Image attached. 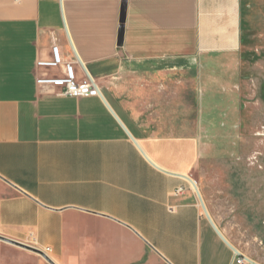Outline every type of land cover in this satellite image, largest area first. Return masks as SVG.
Segmentation results:
<instances>
[{
    "label": "crops",
    "instance_id": "crops-1",
    "mask_svg": "<svg viewBox=\"0 0 264 264\" xmlns=\"http://www.w3.org/2000/svg\"><path fill=\"white\" fill-rule=\"evenodd\" d=\"M263 13L264 0H0V235L56 264H237L186 177L203 199L214 116L255 97L257 70L264 81ZM53 45L99 96L36 84ZM0 264L48 263L0 241Z\"/></svg>",
    "mask_w": 264,
    "mask_h": 264
},
{
    "label": "rangeland",
    "instance_id": "rangeland-1",
    "mask_svg": "<svg viewBox=\"0 0 264 264\" xmlns=\"http://www.w3.org/2000/svg\"><path fill=\"white\" fill-rule=\"evenodd\" d=\"M255 14H261L255 12ZM264 14V13H263ZM264 16L254 18L258 24ZM233 114H216L201 145L195 178L209 214L244 254L264 258V81ZM244 109L243 111H241ZM238 110V113H237Z\"/></svg>",
    "mask_w": 264,
    "mask_h": 264
},
{
    "label": "built area",
    "instance_id": "built-area-1",
    "mask_svg": "<svg viewBox=\"0 0 264 264\" xmlns=\"http://www.w3.org/2000/svg\"><path fill=\"white\" fill-rule=\"evenodd\" d=\"M35 66L42 70V73L36 78V84L43 88L57 90L58 96L81 98L99 96L100 94L95 82L85 72L83 79L77 78L74 63L64 61L57 45L51 47L48 58L37 59ZM46 252H50V249L44 252L47 255ZM234 262L237 264L247 263L246 259L236 254Z\"/></svg>",
    "mask_w": 264,
    "mask_h": 264
},
{
    "label": "water",
    "instance_id": "water-1",
    "mask_svg": "<svg viewBox=\"0 0 264 264\" xmlns=\"http://www.w3.org/2000/svg\"><path fill=\"white\" fill-rule=\"evenodd\" d=\"M123 18H124V14L122 15V19H121V22H123ZM186 179H188L194 189L196 190V193H197V196H198V199H199V202H200V205H201V208L204 212V215L206 216V218L208 219V221L210 222L212 228L214 229V231L216 232V234L221 238V240L238 256H240V253L225 239V237L222 235V233L218 230V228L216 227V225L214 224L213 220L211 219L207 209H206V206L204 204V201L201 197V194L197 188V185L196 183L186 177ZM0 241L4 242V243H7V244H10V245H13V246H16L18 248H21V249H24V250H27L29 252H32L34 254H37L38 256H40L41 258H43V260H45L48 264H56L48 255H46L43 251L37 249V248H34L32 246H29L27 244H24V243H21V242H18V241H15V240H12V239H9V238H6L4 236H1L0 235ZM246 261L249 263V264H256L255 262H253L252 260H250L249 258H246Z\"/></svg>",
    "mask_w": 264,
    "mask_h": 264
}]
</instances>
